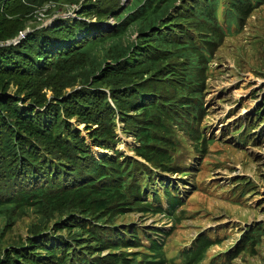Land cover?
Instances as JSON below:
<instances>
[{"label":"trees","instance_id":"1","mask_svg":"<svg viewBox=\"0 0 264 264\" xmlns=\"http://www.w3.org/2000/svg\"><path fill=\"white\" fill-rule=\"evenodd\" d=\"M43 1L32 0L31 5ZM13 2L7 0L0 9V264H129L132 242L140 238L151 242L153 236L157 239L165 233L136 227L125 222L123 215L130 211L141 217L171 213L181 194L162 187L168 209L162 208L158 198L152 205L123 180L124 166L120 168L112 156L97 159L86 138L93 145L112 149L116 156L119 151L110 126L118 119L117 113L126 133L138 138L136 151L157 167L165 168L171 157L172 144L165 135L173 127L187 134L202 152L207 144L200 135V123L208 65L225 33L222 28H203L192 19L184 21L173 0H130L124 10H137L111 30L77 22L75 28H31L14 45L11 39L27 28H15L2 15L13 13ZM114 2L107 0L88 17L106 18ZM237 7L236 17L243 21L250 4L244 0ZM169 9L173 10L163 20ZM169 20L176 28L156 27ZM138 21L136 38L130 41L127 27ZM75 78L80 79V88L47 106L41 100L35 106L25 104L23 96L15 98L19 94H5L11 80H33L63 89L73 85ZM106 84L114 91V108L102 91L108 88ZM19 89L26 85L22 83ZM98 113L102 114L98 130L85 138L66 121L77 117L87 124ZM65 127L68 142L60 134ZM26 215L32 217L27 234L6 249V233ZM50 220L53 223L48 225ZM200 241L198 249L185 253L183 264L201 261L211 242ZM153 242V250L161 253V264H167L161 241ZM153 260L149 264H157Z\"/></svg>","mask_w":264,"mask_h":264},{"label":"rangeland","instance_id":"2","mask_svg":"<svg viewBox=\"0 0 264 264\" xmlns=\"http://www.w3.org/2000/svg\"><path fill=\"white\" fill-rule=\"evenodd\" d=\"M106 1L44 0L40 5H31L32 0H14L11 5L13 13L3 12L2 15H5L10 22H14L15 28H27L28 33L31 28L40 31L42 28H62L64 25L75 28L74 22H82L88 28H111L110 17L100 19L101 22H107L109 27L106 25L100 27V24L95 23V17H88L91 13L98 12L100 5ZM126 1L130 4V0ZM6 2L7 0H0L1 10L4 9ZM123 3L126 4L124 1ZM82 8H84L83 14H81ZM243 25L241 29H232V33L218 48L211 59L209 75L205 81L206 113L202 118L201 127H204L205 136L208 139L213 137L215 143L208 145L207 153L201 157L194 152L190 141L178 132L181 143L179 164L188 165L193 161L188 169L191 173L188 180L194 185L187 191L188 198L184 201V206L175 209L183 210L178 215L179 219L162 215L141 217L133 211L123 215L125 222L153 226L154 229L163 228L167 234L166 252L175 250L176 255L192 252L201 236L217 237L219 243L206 250L204 254L206 256L200 264H219L226 255L223 254L224 252L228 253L235 249L233 247L244 230L256 225L264 226V140L254 143L248 141L244 146H234L232 145L234 138L230 136L235 129H238L237 135L241 134L242 131L239 130L241 124H248L245 119L257 109L263 110L264 5L256 9ZM15 38L17 37L11 40ZM22 83L26 85V89L20 90L19 85ZM79 86V78H75L73 85L63 89L59 85L44 86L33 80H11L8 82L5 94L23 96L26 99L25 104L36 106V101L41 100L44 106H47L49 101L54 104L58 98L66 97L67 94L79 89ZM104 87H108L103 88L102 91L105 92L110 106L114 108L115 103L111 97V92L114 91L109 89L111 87L107 84ZM53 88L56 91H53ZM157 88L161 90L158 85ZM39 89H41L40 93ZM101 115L98 113L97 119L90 120L87 124L77 121V117L67 122L72 129L78 126L81 130L92 133L98 130L97 124ZM115 116L118 119L110 129L117 147H121L117 159L122 154L132 156L134 139L126 133V127L119 115L116 113ZM81 136L87 137V134L82 132ZM194 156L198 159H193ZM196 169L198 170L195 171ZM175 178L177 176L174 175L171 179ZM245 182L248 184L244 185ZM179 185V188L183 187L182 184ZM31 221V215L23 216L16 221L5 235L6 249L27 234ZM51 222L52 220L48 225L53 223ZM254 252L255 255L247 254L231 264H264V236L260 238L259 246ZM167 255L173 259V264H181L182 256L178 257L179 260L181 259L179 261L173 256V251L167 252Z\"/></svg>","mask_w":264,"mask_h":264},{"label":"bare ground","instance_id":"3","mask_svg":"<svg viewBox=\"0 0 264 264\" xmlns=\"http://www.w3.org/2000/svg\"><path fill=\"white\" fill-rule=\"evenodd\" d=\"M116 69V68H115ZM178 69V68H177ZM202 106V105H201ZM202 108V107H201ZM147 114H149V113H147ZM192 115V114H191ZM121 125V124H120ZM175 125V124H174ZM172 126V125H171ZM92 130V129H91ZM122 130V129H121ZM80 132V131H79ZM122 132V131H121ZM185 135H187V134H185ZM192 134H190V136H191ZM201 135V134H200ZM113 136V135H112ZM165 136H168L167 134L165 135ZM85 138V137H84ZM137 138V137H136ZM138 139V138H137ZM165 139V138H164ZM191 139V138H190ZM199 139V138H198ZM197 140V139H196ZM127 141V140H126ZM115 142V141H114ZM167 142V141H166ZM193 142V141H192ZM110 143H112V141L110 142ZM189 143V142H188ZM191 143V142H190ZM215 143V142H214ZM140 144H143V143H141L140 142ZM196 144V143H195ZM232 144V143H231ZM170 145V144H169ZM211 145V144H210ZM111 146V145H110ZM118 146V145H117ZM121 146V145H120ZM124 146V145H123ZM161 146V145H160ZM128 147V146H127ZM142 147H143V145H142ZM118 148V147H117ZM121 148V147H120ZM198 148V147H197ZM207 148H208V146H207ZM189 149V148H188ZM112 150V149H111ZM115 150V149H114ZM144 151V150H143ZM142 151V152H143ZM141 152V151H140ZM117 153V152H116ZM138 153H139V151H138ZM145 153H146V150H145ZM207 153V152H206ZM185 154V153H184ZM123 155V154H122ZM181 157V156H180ZM202 157V156H201ZM101 158V157H100ZM146 158H147V156H146ZM182 158H184V157H182ZM186 158V157H185ZM181 159V158H180ZM113 160V159H112ZM110 162V161H109ZM115 162H117V161H115ZM158 166V165H157ZM110 169V168H109ZM120 169V168H119ZM198 169H196L195 171H197ZM121 170H119V172H120ZM197 176V175H196ZM109 177V176H108ZM116 177V176H115ZM112 179V178H111ZM196 179V178H195ZM102 181V180H101ZM195 181V180H194ZM180 186V185H179ZM232 187V186H231ZM193 190V189H192ZM176 202V201H175ZM132 208V207H131ZM160 211H162V210H160ZM169 211V210H168ZM138 212V211H137ZM146 212V211H145ZM144 212V213H145ZM198 212V211H197ZM125 213V212H124ZM141 213V212H140ZM148 213V212H147ZM154 213V212H153ZM152 213V214H153ZM157 213V212H156ZM160 213V212H159ZM152 218V217H151ZM168 218V217H167ZM139 219V218H138ZM141 219V218H140ZM174 219V218H173ZM175 222H177V221H175ZM157 223V222H156ZM175 224V223H174ZM122 225V224H121ZM126 225V224H125ZM156 225V224H155ZM232 230V229H231ZM153 232V231H152ZM170 232H171V230H170ZM49 233V232H48ZM160 233V232H159ZM162 234V233H161ZM163 235V234H162ZM232 236V235H231ZM138 237V236H137ZM202 237V236H201ZM132 240V239H131ZM146 241V240H145ZM201 242V241H200ZM175 244V243H174ZM201 244V243H200ZM162 245V244H161ZM177 245V244H176ZM174 246V245H173ZM192 246V245H191ZM195 246V245H194ZM206 246V245H205ZM227 246V245H226ZM225 246V247H226ZM116 247V246H115ZM201 246H199V248H200ZM117 248V247H116ZM116 248H115V250H116ZM182 248V247H181ZM185 248V247H184ZM212 248V247H211ZM198 249V248H197ZM232 249V248H231ZM159 250V249H158ZM169 250V249H168ZM201 250V249H200ZM103 251V250H102ZM96 252V251H95ZM168 252V251H167ZM191 252V251H190ZM210 252H211V250H210ZM123 253H125V252H123ZM197 254L196 255H198V252H196ZM201 253H202V251H201ZM161 254V253H160ZM183 254V253H182ZM190 254V253H189ZM188 254V255H189ZM195 255V256H196ZM128 256V255H127ZM168 257H169V255H167ZM206 256V255H205ZM204 256V257H205ZM125 257V256H124ZM157 257H158V255H157ZM189 257V256H188ZM188 257H186V258H188ZM194 257V256H193ZM214 257V256H213ZM217 257V256H216ZM219 257V256H218ZM217 257V258H218ZM128 258V257H127ZM212 258V257H211ZM190 259V258H189ZM197 259V258H196ZM175 260V259H174ZM152 261V260H151ZM154 261V260H153ZM185 261H188V260H185ZM191 261V260H190ZM194 261V260H193ZM196 261V260H195ZM119 263V262H118ZM129 263V262H128ZM162 263V262H161ZM160 263V264H161ZM188 263V262H187ZM120 264V263H119ZM130 264V263H129ZM165 264V263H164ZM191 264V263H190Z\"/></svg>","mask_w":264,"mask_h":264}]
</instances>
